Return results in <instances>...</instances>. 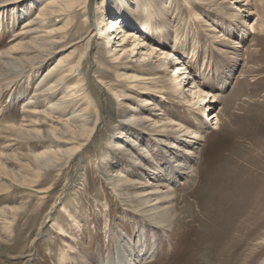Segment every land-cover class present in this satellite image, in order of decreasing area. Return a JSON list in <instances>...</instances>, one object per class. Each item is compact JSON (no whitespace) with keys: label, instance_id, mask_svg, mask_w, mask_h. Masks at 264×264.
I'll list each match as a JSON object with an SVG mask.
<instances>
[{"label":"rangeland","instance_id":"rangeland-1","mask_svg":"<svg viewBox=\"0 0 264 264\" xmlns=\"http://www.w3.org/2000/svg\"><path fill=\"white\" fill-rule=\"evenodd\" d=\"M163 1L169 10L165 22L149 24V33L142 9L150 0H89L86 11L74 6L51 22L44 19L35 33H24V22L36 16L43 0H0V64L10 59L27 70L0 71V264H81L73 258L81 253L91 264H125L124 257L131 264H264V30L253 33L248 25L257 17L264 23V0H249L256 15L239 12L231 0ZM118 5L125 6L122 13ZM235 10L239 18L233 20ZM112 16L120 17L125 32L110 27ZM151 27L164 28L165 36ZM129 31L136 32L132 38ZM37 34H50L55 42L42 59L46 52ZM66 57L71 64L81 57L83 80L68 73L61 89L76 86V113L85 108L91 123L98 121L87 145L68 162L42 153L52 146L47 129L70 120L51 111L44 116L49 99L37 89L46 70ZM38 59L31 68L29 62ZM134 82L145 87L131 89ZM219 90V99L196 102V94ZM143 99L152 106L142 105ZM133 110L150 122L168 118L184 124L189 134L159 136L134 126L127 131L123 120ZM212 112L218 115L214 131ZM192 132L205 138L191 146L185 140ZM58 136L62 148L84 142L70 133ZM139 147L148 150L139 156L145 164L123 166V154ZM185 147L196 156L184 173L166 180L174 219L151 228L129 193L164 182L158 149L176 160L186 156ZM104 167L112 177L130 173L134 186L115 189Z\"/></svg>","mask_w":264,"mask_h":264},{"label":"bare ground","instance_id":"bare-ground-1","mask_svg":"<svg viewBox=\"0 0 264 264\" xmlns=\"http://www.w3.org/2000/svg\"><path fill=\"white\" fill-rule=\"evenodd\" d=\"M88 1L89 0H43V2L39 4L40 8H39L38 12L36 13V16L34 15L35 17H32V18L30 17L29 19H27L24 22V25L22 26V28L25 29L24 33L34 32L35 31L34 26H37L36 28H41L42 25H44V23H43L44 19H48L51 22V21L54 20L55 16H59V17L60 16H64L65 14L69 13V11H71V9H73L74 6H83L85 8V9L83 8L84 11H86L87 10L86 7H87ZM150 1L153 4H148L146 9L140 8V9H142L143 15L147 17L146 22L148 23V25L145 27L147 32L149 30H151L149 28V24H151L150 26H152V24H155V25L159 24L160 25V23H162L166 19L167 15H168V12H169L165 1H163V0H150ZM200 1H203L204 3H210L211 5L217 4L216 0H200ZM242 1H244V2L242 3ZM4 2L9 3L10 0H4ZM230 3L234 4V6H235L234 8L237 9L239 12H250L251 11L250 13H254L253 10H250L251 7H250V4H249V0H231ZM5 4H4V6H5ZM193 6H195V5H193ZM119 7H121V9ZM123 7H125V6L118 5V9L116 8L117 9L116 11L122 13V8ZM220 7H222V5ZM220 9L223 10V8H220ZM193 10H195V9L188 8V11H190V12H192ZM238 11L235 10V12L232 13V15H230V17L233 18V20L235 18L236 19L239 18L238 13H237ZM225 14H228V13H225ZM195 15L198 18L200 17V13H198V12H195ZM133 17L136 20H138L137 19L138 16L136 14H134ZM257 21H258V17L254 18V20L251 23L248 24L249 27H250L251 32H253V33L258 28L261 29V30H264V23L261 22V21H259V22H257ZM138 23H139V20H138ZM109 24H110V27L115 28L114 29L115 32H118V33L125 32L124 28L120 29L121 27H124V26L121 25L122 23H121V20H120L119 16H112L109 19ZM140 25L142 26V24H140ZM151 28L153 29V27H151ZM163 29L164 28H154L153 31L156 32L158 37L163 38V36H165V34H164L165 31ZM242 29H244V28H242ZM135 33L136 32L132 33L131 31H129V35L128 36L130 38H132V35H134ZM101 35H102V33H101ZM49 36H51V35L50 34L42 35V36H40L38 34L36 35L35 39L40 41V42H38L39 43V48H41L42 50H44L46 52L45 54H42L41 59L45 58L46 56H48L54 49L55 42L52 39H49ZM221 37H223V36L221 35ZM46 38H48L49 40L47 41ZM91 40H89L88 42H90ZM175 41H176V39H175ZM47 45L49 46V48L44 49ZM88 45L90 46V44L89 43L87 44V48H88ZM231 53L233 54V52H231ZM69 59L70 58L67 59V57L59 59L56 62L55 65H52L50 68H48L46 70L45 74L47 76L42 78L37 83V86H38L37 89L39 90V94L38 95H43L45 99H49L47 101L48 104H49L48 107H47L48 112H46L44 110H41L43 115L46 116V117H50L51 116V113H49L50 111L53 112V113H57L60 117L64 116L65 114L69 115V117H68V119L70 120L69 123L61 124L59 127H57V129L56 128L47 129L46 137L48 138L49 141H51V143H52L51 145L52 146H49L47 148V150H44L42 152L43 154H46L48 156L49 155H54L55 156V154H60V155L63 156L64 162L65 161H67V162L70 161V159L73 158V155L77 151L82 149V146H86L87 145L86 143L89 142L88 140L90 139V137L93 134V132L96 130V126L98 124L97 123L98 121H96V119H95V121L93 123H91L92 121L90 119V115H88V113L86 112L85 108L83 109V111H81V109H80V112H78V113H76V111L78 109H74L73 108L75 106V103L78 101V99L76 97L77 95L75 94V92H77L76 91V88H77L76 86L71 87L72 85H70L71 88L69 87L68 89H61L63 87L65 78L67 76H70L69 75L70 73H74V75L77 76L78 79L83 80V78L81 76V72L79 71V64H80L81 57L75 62V64H71V60H69ZM234 59L235 58H233V60ZM39 62H40V60L39 61H34V60L32 61L31 60V62H29L30 63V67L34 68L35 65L37 63H39ZM227 66H228V64H227ZM2 67L6 68V70H8V72L9 71L12 72V68H14L13 71L15 73H24L25 71H27L25 68H19L18 69V65L14 61H12L10 59L9 60L7 59L6 61H3L2 64H0V71H3ZM176 67L179 68V70H183V67H181L179 65L176 66ZM14 72H12V73H14ZM225 72L226 71L223 70V72H221V75L223 73H225ZM190 76H191V74H190ZM176 78H172V80H171V83H172L171 88H176L177 87L176 84H175V82L177 81ZM40 87H42L41 90L39 89ZM144 87H145L144 85L139 84L138 82H134L133 86H131V89H136L137 90L138 88L140 89V88H144ZM194 87L197 88V86H194ZM223 87H224V84H221L219 89H222ZM59 89H61V90H59ZM58 92L60 93V95H59L58 98H56V94ZM202 92H206V91H202ZM82 94L85 97V92L84 91H82ZM126 96L130 97L131 95H126ZM205 97H212V99L208 100V102L212 101L214 98L215 99H219L220 97H222V91L219 90L218 93L212 94V95L209 92H206L204 96L201 95V94L200 95L196 94V96H195L196 102L198 100L199 101H203V100L206 101ZM32 98H33V96H32ZM25 101L26 100H24L22 103H25L26 105H28L29 102L32 103L31 100L30 101L27 100L26 102ZM141 103H142V105H144L147 108L150 105L152 106V102L149 99H143ZM26 107H28V106H26ZM25 111L28 113V115L29 114L30 115H36L37 114V111H35V110H33V111L25 110ZM133 111L134 112H131V114L129 116H127V118H126L125 115H124L125 117L122 116V117H124L123 123H125V124H122V128L123 127H127L126 128L127 131L129 130V128H132L130 126H134V127L138 128L139 131L152 132V133H154L153 135H156V133H158L159 136H162V135L175 136L177 134L184 136V135H188L189 134V131H188L189 128L184 127L183 126L184 124L182 125L181 123L175 122L172 119L165 118L162 121L152 120V122H150V118L147 115H143L144 113L142 114V112H141V113L138 114V112H136L137 110H133ZM121 113H125V112L122 110ZM210 114H211V116L208 119V121H211V129L213 128L211 131H214V130L217 129V124H218L217 116L218 115L215 114L214 112H212ZM213 119H214V122H212ZM37 120L40 121L39 122L40 125H46V123L44 121L39 120V119H37ZM212 123H213V126H212ZM161 126H163V127L161 128ZM120 127H118V129ZM122 128H120V131L123 130ZM63 133H70L73 136H75V137H77V138H79L81 140H84V142H83V144H81L78 147H66V146L63 147V148L59 147L60 143H58L59 142V136L58 135L59 134H63ZM119 133L120 134H117L115 136H120L122 134V132H119ZM202 134H204V133L192 132V135L189 136V139L185 140V142H187V141L191 142L192 143V144L190 143L191 146L195 145L199 140H203L205 138V135H202ZM124 136H126V135H124ZM118 138L120 139V137H118ZM164 138H166V137H164ZM129 140L131 141V145H133L132 143H134V140H132L131 138ZM54 144H55V146H57L56 148H55ZM116 145H117L118 148H124L123 144H120V143L117 144V142H115V146ZM152 146H153L152 150H154L155 146L154 145H152ZM52 147L55 148V149H53ZM157 148H158V146H157ZM185 148H187V147H185ZM185 148H184L182 154L185 153L186 156L183 157L182 155L180 156L178 154L179 158L176 159V160L171 158V157H169V158L165 157L164 158L163 156H167V155L165 153L163 154L161 149H160V151H159V149H158V151L155 149L157 151V153L159 154L158 158H159V161L162 163L161 166L163 167V170H164V171H162L164 173V175H165V179L163 180L164 182H160L159 181L156 184L154 183L155 187L153 186V188H146V189H143L141 191H135V192H131L130 191V193H129V194H133L137 198V201H138L137 205H141L138 208V212L141 214V217H142L141 219L146 220L148 222L147 224L151 228H153V225L162 226V227L166 226L167 224H169V222H171L174 219V215L175 214L173 212V209H172L173 205L171 203V200H172V197H171L172 196L171 195L172 191H171V188H170L171 185H169L166 182V180H167V178H171L173 175L184 173V172H180V171L181 170H185L184 168L185 167L187 168L189 159H192V157L196 156V155H194L195 154L194 151H189L188 150L191 147L187 148V149H185ZM128 150H130V149H128ZM128 150H127V152H130V153H127L125 155L123 154V157L125 158V160L122 163L123 166H124V164H126L125 161H127L128 163L130 162V164H133L134 166H137L138 164H145V163H142V159H140V157H139V156L148 155V150H146L145 147L144 148L143 147H141V148L139 147V149L135 148L134 152L132 151L133 153L131 151H128ZM135 152L138 153L137 154L138 157H135V155H134ZM134 157L136 159L135 161L132 160V158H134ZM149 160H148V162L150 163ZM150 167H152V163H151ZM108 169H106L107 171L104 174L106 175V179L108 180V182L111 183V185H113L112 187H114L115 189L119 188V190H120L122 186H123V188H124V186H125V188L126 187L130 188V187L134 186L135 179H133V177L129 176L130 173L128 175V174L123 173V171H117V174L112 177L111 175H109V173H107L110 170V169L109 170ZM181 184H182V182H181ZM145 185H147V184H145ZM59 230L61 231V229H59ZM116 247L118 249H121L118 244H116ZM118 255H120L119 251H118ZM73 258L74 259H76V258L79 259V262H81V264H91L89 261L86 260L85 256L82 255V253L79 254L78 257L76 255H74ZM121 258H123V257H121ZM64 259L65 258L62 257L61 262H63ZM136 259H138V258H136ZM146 259H148V258H146ZM124 261H125V264H131L129 261H126V257H124ZM134 261L135 262L132 263V264H135V263H138V262L141 263L140 260H134ZM144 261L146 262V260H144Z\"/></svg>","mask_w":264,"mask_h":264}]
</instances>
